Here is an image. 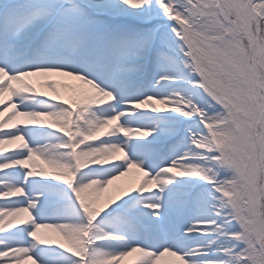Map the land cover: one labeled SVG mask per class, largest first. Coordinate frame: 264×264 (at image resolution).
Masks as SVG:
<instances>
[{
    "label": "snow or ice",
    "instance_id": "obj_1",
    "mask_svg": "<svg viewBox=\"0 0 264 264\" xmlns=\"http://www.w3.org/2000/svg\"><path fill=\"white\" fill-rule=\"evenodd\" d=\"M25 261L264 264V0H0V264Z\"/></svg>",
    "mask_w": 264,
    "mask_h": 264
},
{
    "label": "rangeland",
    "instance_id": "obj_2",
    "mask_svg": "<svg viewBox=\"0 0 264 264\" xmlns=\"http://www.w3.org/2000/svg\"><path fill=\"white\" fill-rule=\"evenodd\" d=\"M121 179L124 181V184H125L127 182V180H128V177H122ZM117 182L118 181H115V184H117ZM25 264H31V262L30 261H25Z\"/></svg>",
    "mask_w": 264,
    "mask_h": 264
},
{
    "label": "bare ground",
    "instance_id": "obj_3",
    "mask_svg": "<svg viewBox=\"0 0 264 264\" xmlns=\"http://www.w3.org/2000/svg\"><path fill=\"white\" fill-rule=\"evenodd\" d=\"M117 184H121L122 185V184H124V181L122 179H120V180H118ZM129 260H130V258H129ZM123 264H129V261H125V262H123Z\"/></svg>",
    "mask_w": 264,
    "mask_h": 264
}]
</instances>
